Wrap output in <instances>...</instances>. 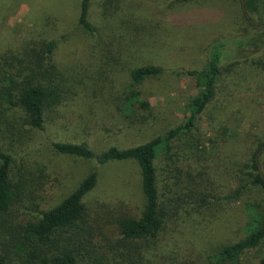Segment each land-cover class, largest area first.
<instances>
[{
	"label": "trees",
	"instance_id": "16d2710c",
	"mask_svg": "<svg viewBox=\"0 0 264 264\" xmlns=\"http://www.w3.org/2000/svg\"><path fill=\"white\" fill-rule=\"evenodd\" d=\"M210 1L237 2L239 13L229 30L206 44L205 65L185 70L197 94L187 106L184 121L126 146L93 148L89 140L49 141L54 154L93 162L95 166L87 169L56 204L19 219L15 212L21 208L24 195H35L43 188L40 183H45L41 182L38 162L31 165L23 153L14 150L13 143L23 145L22 132L43 130L46 124L56 121L57 114L65 121L67 102L73 96L84 100V96L88 97L95 108L96 103H101L100 95H104L105 102L111 95L119 97L114 103L117 114H87L86 100H78L85 113L77 114L76 120L82 132L98 136L104 131H135L136 119L143 122V113L151 110L149 100L136 86L164 71L155 50L170 35L164 22L167 20L178 32L181 24L172 19L177 6ZM119 2L102 0L103 19L97 26L89 19L91 0L78 1L75 27L94 37L86 51L96 53L99 64L73 61L66 65L57 61L59 40H67L68 35L50 34L58 31L55 21L43 23L46 29L22 41L18 49L9 45L0 48V264H234L243 252L264 243L263 213L253 229L243 238L220 246L211 261L175 255L168 258L159 249L170 232L198 227L199 212L204 215L223 200H239L247 186L264 190V174L257 160L264 140L255 143L256 149L240 173L232 176L228 166L200 161L197 154L202 140L196 128L200 113L213 98L217 80L224 73L245 62L260 64L264 69V46L251 42L257 34L264 38V0H243V5L242 0H169L166 6H156L151 14L141 12L133 0L124 6ZM45 19L52 16L48 14ZM249 47L255 51L241 55ZM134 54L143 58L142 63L133 64ZM124 56L125 65L118 68ZM118 69H124L129 80L121 90L117 85ZM91 117H95L94 123H90ZM161 156L165 164L159 168L156 160ZM126 161L134 162L139 171L141 203L134 210L129 209L131 203L126 196L92 197L99 184L98 168ZM35 169L39 175L34 174ZM159 171L168 174L167 178H161ZM231 177L238 184L226 194ZM106 207L118 210L114 216L118 229L115 240L106 237L98 224V211ZM204 223L205 227L210 224Z\"/></svg>",
	"mask_w": 264,
	"mask_h": 264
},
{
	"label": "rangeland",
	"instance_id": "374dc122",
	"mask_svg": "<svg viewBox=\"0 0 264 264\" xmlns=\"http://www.w3.org/2000/svg\"><path fill=\"white\" fill-rule=\"evenodd\" d=\"M78 1L0 0V48L9 45L18 49L22 41H27L33 38L32 36L38 35L41 29H46L43 23L55 21L58 23V31L50 34L68 35L67 40H59L56 50L57 61L66 65L72 64L73 61L99 64L101 62L99 56L86 51V47L88 49V44L93 42L94 37L75 27ZM119 1L118 5L122 6L130 2V0ZM133 1L141 12L149 14L156 6H166L169 2V0ZM177 7L179 8L176 11H170L173 12V21L181 24L178 32L166 20L164 29L170 32V35L167 34L163 41L155 46L159 55L156 60L164 67L163 73L146 79L136 86L141 96L149 100L151 110L143 113L144 116L146 115L143 122L140 118L136 119L138 125L135 131L126 129L108 133L104 131L98 136L83 133L76 121L77 114H85L82 111L84 107L79 105V101L83 103L86 100L87 114H117L114 103L118 102L119 97L111 95L105 102L104 95L99 94L101 103H96L94 108L90 106L92 102L88 101V97L84 96V100L73 96L67 102L65 114L68 115L65 121H62V115L57 114L56 121L46 124L43 130L23 131L22 146L18 142L13 143L14 150L23 153L31 165L38 162L42 170L41 182H45L44 185L40 183V187L43 188H39L35 195L32 193H27L28 197L24 195L21 208L15 212L19 219L31 217L35 210L47 209L56 204L74 187L87 169L95 166L93 162L54 154L50 149L49 141L58 138L71 141L89 140L93 148L111 144L126 146L145 141L150 136L162 133L184 121L188 114L187 106L197 94V87L185 70L205 65L206 44L217 38L220 32L232 27L235 15L239 13V4L232 1H210ZM102 10V0H91L89 19L94 25L102 24ZM48 14L52 19H45ZM253 39L251 42L253 41L254 44L262 43L264 46V38L260 35H255ZM254 51L255 49L249 47L246 51H241V55ZM121 61L118 68L125 65V56ZM142 61L143 58L134 54V65ZM261 67L263 66L260 64L245 62L240 66L237 65L233 71L224 73L217 80L213 98L205 105L197 119L196 128L202 140L197 157L202 163L218 162L228 166L232 176L240 173L243 163H246L255 151V143L264 140V69ZM118 71L117 85L121 90L129 84V80L124 69ZM69 114L74 115L71 117ZM94 119L95 117H91L90 123H94ZM13 138L16 136L14 135ZM257 160L260 171L264 174V146L258 152ZM164 161L162 156L158 157L156 165L160 168L165 164ZM187 162H184L183 166ZM98 172L99 184L92 197L110 199L126 196L131 203L129 209L134 210L139 207L141 203L139 171L134 162H112L99 167ZM159 173L163 179L168 176L164 171ZM34 174L39 175L40 172L35 169ZM227 184L226 194L237 186L238 181L231 177ZM117 211L112 207L98 211L101 215L98 224L106 237L111 240L118 238V229L114 222ZM263 213L264 190L247 186L239 200L231 202L223 200L220 204L209 208L206 214L202 215V211L199 212L200 226H188L187 229H183L186 231L185 234H182V229L176 234L170 232L169 234L174 236L168 235L159 249L168 258L175 255L191 257L202 262L211 261L220 246L243 238L253 229ZM205 221L210 222L206 227ZM262 258H264V243L243 252L234 264H262ZM81 264H84V261Z\"/></svg>",
	"mask_w": 264,
	"mask_h": 264
},
{
	"label": "water",
	"instance_id": "95a60500",
	"mask_svg": "<svg viewBox=\"0 0 264 264\" xmlns=\"http://www.w3.org/2000/svg\"><path fill=\"white\" fill-rule=\"evenodd\" d=\"M242 5H243V0H242ZM264 25V24H263Z\"/></svg>",
	"mask_w": 264,
	"mask_h": 264
},
{
	"label": "crops",
	"instance_id": "0c3cea01",
	"mask_svg": "<svg viewBox=\"0 0 264 264\" xmlns=\"http://www.w3.org/2000/svg\"><path fill=\"white\" fill-rule=\"evenodd\" d=\"M76 7H78V3H77V6Z\"/></svg>",
	"mask_w": 264,
	"mask_h": 264
}]
</instances>
